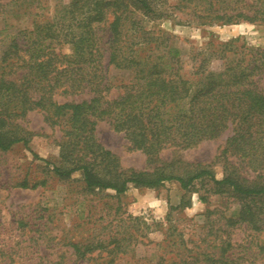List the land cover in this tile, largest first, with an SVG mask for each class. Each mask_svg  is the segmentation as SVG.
<instances>
[{
    "label": "trees",
    "instance_id": "16d2710c",
    "mask_svg": "<svg viewBox=\"0 0 264 264\" xmlns=\"http://www.w3.org/2000/svg\"><path fill=\"white\" fill-rule=\"evenodd\" d=\"M39 2L11 0L0 4V11L18 5L29 9ZM163 16L203 27L264 24V0H69L53 16L35 14L29 26L13 31L4 19L0 35L8 32L0 37V151L29 145L32 133L20 122L38 112L62 133L59 163L50 170L58 182L80 172L84 190H113L118 196L131 186L153 189L173 180L190 191L196 180L207 177L213 194L240 200L239 216L227 219L228 224L245 223L261 231L264 93L259 81L264 51L238 46L236 38L185 54L174 36L148 29L149 22ZM64 45L71 47L70 54L61 52ZM111 70L121 77L113 80ZM113 90L116 95L110 97ZM100 122L123 133L130 149L143 152L148 169L122 168L96 137ZM229 129L215 156L223 163L221 179L199 164H188L183 171L176 162L159 159L166 148L188 149ZM47 184L44 180L32 188ZM189 205L182 200L178 208ZM126 231L123 238L64 244L74 259H49L46 264H116L137 245L134 231ZM176 245L171 240L159 244L163 253L157 264L235 263L227 255L229 240H222L217 255L208 246L191 256V250ZM10 264L21 262L12 259Z\"/></svg>",
    "mask_w": 264,
    "mask_h": 264
},
{
    "label": "rangeland",
    "instance_id": "374dc122",
    "mask_svg": "<svg viewBox=\"0 0 264 264\" xmlns=\"http://www.w3.org/2000/svg\"><path fill=\"white\" fill-rule=\"evenodd\" d=\"M9 1L0 0V4ZM39 1L38 6L34 4L29 9L25 5L1 8L0 28L4 19L12 26L9 31L29 26L33 15L51 17L60 4L69 0ZM176 2L169 0L170 4ZM147 27L174 36L185 54L209 42L236 38L238 46L245 44L264 51V24L203 27L178 24L163 16ZM61 52L70 54L71 47L64 45ZM110 77L116 80L121 74L111 70ZM259 85L264 93V74ZM115 95L113 90L110 97ZM85 97L88 96H82ZM20 123L32 133L29 145L18 143L8 151H0V264H10L12 259L21 264H46L49 259L61 257L73 260L72 250L64 244L76 240L87 243L93 238H123L127 236V227L137 236V245L134 252L121 256L116 264H157L163 253L159 244L165 245L169 240L175 241L180 250H191V256L208 246L217 255L222 240H229L232 247L227 255L235 259L234 264H264V227L254 231L245 223L229 225L227 219L239 216L240 200L213 194L209 178L196 180L190 191L173 180L153 189L131 186L118 196L113 190L88 192L83 188L80 172L68 182H58L50 174L52 166L59 163L60 130L46 124L38 112H30ZM230 131L188 149L166 148L159 159L176 162L183 171L189 169L188 164H199L221 179L223 163L215 156ZM96 137L119 158L122 168L148 169L146 155L130 149L124 134L114 131L108 123L97 124ZM44 180L47 185L32 188ZM201 198H206V202ZM182 200L189 201V207L178 208ZM45 224L52 230H46Z\"/></svg>",
    "mask_w": 264,
    "mask_h": 264
}]
</instances>
